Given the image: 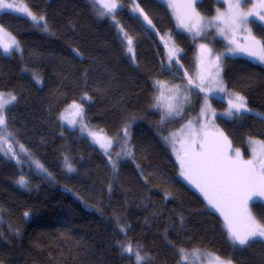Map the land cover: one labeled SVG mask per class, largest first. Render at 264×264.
<instances>
[{
    "label": "trees",
    "instance_id": "1",
    "mask_svg": "<svg viewBox=\"0 0 264 264\" xmlns=\"http://www.w3.org/2000/svg\"><path fill=\"white\" fill-rule=\"evenodd\" d=\"M23 1L44 17L48 30L26 16L0 14V25L22 47L11 55L0 49V91L17 98L6 110L8 131L44 169L0 153V264H136L122 254L121 244L127 243L148 258L144 264H178L181 248L232 264H264V241L231 242L222 217L181 177L167 142L204 102L197 88L184 116L163 120L155 107L157 80H191L164 67L159 36L172 34L184 64L195 66L198 40L177 30L169 7L161 0H136L151 28L131 12L133 0H119L114 18L100 15L104 10L93 0ZM222 6L218 0L197 2L207 20ZM251 34L264 42V25L257 19ZM189 69L184 73L195 77L196 70ZM223 77L224 93L214 91L208 102L219 113V132L248 159V140L264 141V64L227 56ZM236 95L250 111L223 116ZM72 103L82 107L88 125L113 138L110 155L63 124ZM30 152L22 156L34 161ZM22 177L24 187L18 183ZM251 208L264 223V202L253 201Z\"/></svg>",
    "mask_w": 264,
    "mask_h": 264
},
{
    "label": "snow or ice",
    "instance_id": "2",
    "mask_svg": "<svg viewBox=\"0 0 264 264\" xmlns=\"http://www.w3.org/2000/svg\"><path fill=\"white\" fill-rule=\"evenodd\" d=\"M99 2L101 0H93L94 4ZM196 2L197 0H186L181 5H170L174 10H181L177 11V20L182 27L192 32L194 37L201 35L206 27L213 25L211 20L205 23L200 14L196 12ZM249 3H252V0H235L234 3L229 0L228 11L226 13H218L215 20L220 22L217 27L221 35L226 33L234 35L236 31L241 29L248 33L243 45L236 40L230 41L235 47L229 49V51L246 53L248 56L264 62V42L251 35V29L247 28L249 17H258L259 21H264V0H258V3L253 4L251 9L245 11L244 8ZM102 6L106 11L101 12L100 15H109L113 16V18L117 8L121 7L116 0H103ZM6 9L23 13L31 18L35 26L44 28L45 31L48 30L44 17H37L27 6L0 0V11ZM137 10L143 14V9L138 8ZM143 19L148 25L155 27L146 14H143ZM220 25H223V27H220ZM0 34L8 37L7 40L0 38V48L3 49V53L9 54L20 50L19 42L11 33H7L2 25H0ZM124 36L127 39L128 51L132 52V39L128 37L127 33ZM200 48L211 55V50L207 49L206 45L201 44ZM177 51V49H170L169 63H172L173 59L176 58L175 54ZM219 60L220 57L216 56L212 64L216 69L213 82L223 92L222 82L215 80L221 70ZM203 79L204 77L201 76V82ZM156 83L159 87L160 82ZM189 83H191V80H189ZM196 87L201 88V84H197ZM201 90L203 89L201 88ZM168 91L172 93V98L177 100V103L168 104L166 115H181L182 104L187 101L188 97L182 95V90L178 85L170 87ZM16 100V96L12 93H0V148L7 145L6 152H11L12 155H15V152L8 138L13 136V133L8 131L5 110L9 104L15 103ZM228 103L227 115L230 117L237 113L250 111L242 96L236 95ZM72 107L76 109L77 115L82 116L83 110L79 105H73ZM208 108L207 97H205L202 114H207ZM212 115L215 116V113L213 112ZM204 127L202 126L201 131L197 132L193 128L191 121L186 125L189 139L186 141V146H183L184 155L180 156L178 153L181 175L204 194L209 205L220 211L226 222L227 235L234 245H249L251 242L256 241L257 238L264 240V223L257 220L249 209V202L253 197H264V142H254L260 145V150L258 151L257 148L253 147L252 158L246 160L242 158V154L238 149L232 148L231 141L222 132L209 133L204 130ZM123 133L127 137L129 134L128 129H123ZM90 135H92L94 143L104 149L105 154L110 155L109 149L113 144L112 139L96 133H90ZM173 138H175V134H173ZM20 147L23 150V146L21 145ZM230 153L232 154L230 155ZM117 155H120V153H117ZM65 166L69 171H74L71 162L67 158H65ZM38 167L43 168L42 165H38ZM113 167H115V164H113ZM44 171L47 170L45 169ZM18 183L26 185L23 177ZM25 215L27 216L28 213H25ZM120 230L124 231V228L121 227ZM121 249L122 254L127 253L133 256L136 264H144L145 260L148 259L146 256L141 255L138 246L134 249L131 243L121 244ZM193 251L199 253L200 250L195 249ZM178 253L180 255L178 264H183L187 260L188 254L182 248L178 249ZM209 255L211 256L212 254ZM210 264H232V262L231 260L221 259L219 256H213Z\"/></svg>",
    "mask_w": 264,
    "mask_h": 264
},
{
    "label": "rangeland",
    "instance_id": "3",
    "mask_svg": "<svg viewBox=\"0 0 264 264\" xmlns=\"http://www.w3.org/2000/svg\"><path fill=\"white\" fill-rule=\"evenodd\" d=\"M133 1H134V5L131 6V12L132 13L134 12V13L140 15L141 17H143V14H145V13L143 12V14H141L137 10L138 8L140 9V7L137 5L136 0H133ZM161 1L169 7L172 16L175 19L177 30L180 31V32L189 34L191 37L197 39L198 42H197V47H196V50H195V53H194L195 54V66H193L191 64H184V61H183V58H182L183 50L181 49L180 46H178L176 44L172 34L167 33V34L159 36V40L161 41V43H162V45L164 46V49H165V59L163 61L164 62V67L169 68V69L177 68L179 72L178 73L175 72L176 75L177 74L179 75V73H181V74L183 73L180 76L186 77L188 79H191L192 81H191V83H189V81L188 82H180L179 81L180 78H176L174 76H171L169 79L157 80L156 82L159 81L160 82V86L158 87L157 83H156L155 107L161 113V115L163 117V120H171V119L178 118L179 116H184L188 112L190 104H192V93H193V91L195 89H197L196 85L197 84H201L202 86H205V87L201 86V88L203 90H201V88H198L204 94V102H203V105H202L199 113L197 115H195V116L187 118L186 121H183V123L177 129H175L171 134L167 135V137H166L167 138V142L169 143V145H170V147L172 149V152H173V154L175 156V160H176V162L178 163V165L180 167V174H181V164H180V160L178 159V153H179L180 156L184 155L183 146H186V141L189 139L188 129L186 128V125L189 124V121L192 122V126L197 132L201 131V127L202 126H205L204 130L209 132V133H217V131H219V127H218V125L216 123V117L219 115V113L216 112L215 110H213V108L211 107V105L208 102L210 96H214L216 94V93H214V91L222 92L217 87V84L213 82V77L215 76L216 69L212 66V64H213V62L215 60V57L216 56L220 57L219 65H220V69H221L220 73H219V76L215 77V80L222 82V85H224V83H223V78H224L223 77L224 59L227 56H248L246 53H241V52L233 53V52L229 51V49L235 47L232 43H230V41L236 40L239 44L243 45L245 43V37L248 35V33L241 29V30L236 31L234 35L232 33H226L224 35L220 34L219 28L217 27V25L220 24V22L216 21L215 18H216L218 13H226L228 11L229 0H218L220 3L223 4V6L217 11V14H216L215 17H213L212 19H208V20L198 11L197 2L199 0H197V2L195 4L196 12H198L200 14V16L203 18V21L205 23L207 21L211 20V21H213V25L211 27H206L203 30V33L201 35H198V36H195V37H194L192 32H189V31H187L186 28L182 27L180 22L177 20V11H181V10H179V9L174 10L170 6L171 4L181 5V4L185 3L186 0H161ZM7 2L16 4V5L27 6L28 9L31 11V9L27 5V3L24 2L23 0H7ZM116 2L120 5V1L119 0H116ZM231 2L234 3L235 0H231ZM255 3H258V0H252V3L247 4L246 7L244 8V10L247 11L248 9H251L253 4H255ZM96 4L98 5V7L100 9H103L104 11H106L103 8V6H102L103 5V0H101V2L96 3ZM257 11H259V9H257ZM3 12H13V13H17V14L26 16L25 14L16 12L14 10H7L6 9V10H3V11H0V14L3 13ZM26 17H28V16H26ZM37 17H39V16H37ZM28 18H30V17H28ZM254 19L259 20L258 17H249V23L247 25V28L251 29V21L254 20ZM260 22L264 25V21H260ZM146 24H147V22H146ZM149 26L152 28L151 25H149ZM220 27H223V25H220ZM5 31L7 33H10L6 29H5ZM0 38L5 39V40L8 39V37L4 36L3 34H0ZM201 44L206 45L207 49L211 50V55L208 56V59H205L202 56V54H201V48H200ZM19 47H20V50L17 51V52H21L22 51V47H21L20 43H19ZM0 49L3 51L2 48H0ZM170 49H177L178 50L176 52V54H175L176 58L173 59L172 63H169V51H170ZM11 54L12 53L5 54V55H11ZM248 57H250V56H248ZM250 58H252V60H254L256 62H262V61H259L256 58H254V57H250ZM262 63L264 64V62H262ZM188 68H190L189 71L191 69H193V68L196 70V73H195L196 76L195 77L190 78L188 75H186L184 73V71L186 73H188ZM201 76L204 77L202 82H201ZM175 85L180 86V88L182 90V95L187 96L188 99H187V101L183 102V104H182V113H181V115L167 116L166 112H167L168 104L177 103V100H174L172 98V93H170L168 91V89L170 87H173ZM224 91H225V88H224ZM224 91L222 93H224ZM0 93L7 94V93H12V92H2V91H0ZM205 97H207V103L209 105V108L207 110V114H202V110L204 109V105H205ZM5 102H6V100H5ZM10 105L11 104H9L8 107ZM73 105H79V104H73L72 103L71 105L67 106V108L64 110V112L62 114V122H63L64 125L68 126L69 128H72V129H77L83 136L89 138L92 141V143L95 144L99 148H100V146L98 144L94 143L93 137H92V135H90V133H96V134L101 135V136H106L107 138L112 139V141L114 143V140H113L112 137H110L106 133H104V132H102L100 130H97L94 127L88 125L84 121L83 112H82V116L77 115L76 109L72 107ZM80 108H82V107L80 106ZM228 108H229V103H228ZM228 108L225 111V113H222L223 116H228L227 115ZM6 110H5V115H6ZM213 112L215 113V116L212 115ZM173 134H175V138H173ZM10 140L12 142V145H13L12 148H13V150L15 152V155H12L11 152H7L9 154V156L16 157V158L19 159V161L29 162V163L33 164L35 166V168L39 172H43L42 169H44V168L38 167V165H41V164H39L36 161V158L34 157V155L26 147H24V145H22L19 142H17V140L14 138V136H11ZM254 142H264V141H261V140H258V139H249L248 140V143L250 145V155H249L248 159L252 158V148L253 147L257 148L258 151L260 150V145L254 143ZM21 145L23 146V150L20 147ZM112 147H113V144H112L111 148L109 149V152L111 151ZM100 149L103 152H105L104 149H102V148H100ZM25 150L32 154V157H33L35 162L32 161L31 158H28V155H27V157L26 156L25 157L22 156L26 152ZM3 151H6V150L0 149V153H2ZM240 152L242 153V151H240ZM231 154L232 153H230V155ZM24 155H26V153ZM244 159L247 160L246 157ZM181 177L185 181L189 182L183 175H181ZM190 184H192V183H190ZM192 185H194V184H192ZM22 186L24 187L26 185H22ZM253 201H262V202H264V197H258V196L257 197H253V199L249 202V209H250L251 213L253 214V216H255V214L253 213L252 208H251V203ZM212 209L222 217V219L224 221V226H225L226 222L224 220V217L221 215L220 211L217 210L216 208H213V207H212ZM256 219L258 220L257 217H256ZM225 229L227 231L226 227H225ZM257 239H260V238H257ZM133 248L136 249L137 247L134 246ZM185 252L188 254V258L184 262H186L187 264H210V261L212 260V257L214 256L213 254L210 256L209 254H211V253L205 252V251H202V250H200L199 253H196L193 250H188V251H185Z\"/></svg>",
    "mask_w": 264,
    "mask_h": 264
},
{
    "label": "water",
    "instance_id": "4",
    "mask_svg": "<svg viewBox=\"0 0 264 264\" xmlns=\"http://www.w3.org/2000/svg\"><path fill=\"white\" fill-rule=\"evenodd\" d=\"M201 54L205 59H208L209 54L201 50Z\"/></svg>",
    "mask_w": 264,
    "mask_h": 264
}]
</instances>
